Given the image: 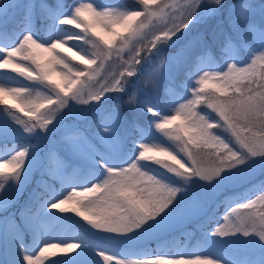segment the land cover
<instances>
[{"label":"snow or ice","instance_id":"6c2138e0","mask_svg":"<svg viewBox=\"0 0 264 264\" xmlns=\"http://www.w3.org/2000/svg\"><path fill=\"white\" fill-rule=\"evenodd\" d=\"M0 54V264H264V0H0Z\"/></svg>","mask_w":264,"mask_h":264},{"label":"rangeland","instance_id":"374dc122","mask_svg":"<svg viewBox=\"0 0 264 264\" xmlns=\"http://www.w3.org/2000/svg\"><path fill=\"white\" fill-rule=\"evenodd\" d=\"M78 2H89V0H78ZM121 2H122V0H121ZM122 3H125V2H122ZM72 30H77L78 31V29H75V28H73ZM0 55H3V54H0ZM45 58H47V55L45 56ZM0 75H3L5 77H14L16 80L20 81V83H22V84L31 83L30 81L25 80L23 77L17 76L16 73L11 72L9 70H0ZM0 107H3V106L0 105ZM18 114L19 115H23V113H18ZM153 131L155 132L154 129H153ZM155 134L158 135V136L162 135L161 133H158V132H156ZM67 215H73L74 216V214H71V213H68ZM74 218L79 219L78 217H74ZM81 223H83V221H81ZM53 242H55V241H53Z\"/></svg>","mask_w":264,"mask_h":264},{"label":"trees","instance_id":"16d2710c","mask_svg":"<svg viewBox=\"0 0 264 264\" xmlns=\"http://www.w3.org/2000/svg\"><path fill=\"white\" fill-rule=\"evenodd\" d=\"M69 2H71V0H69ZM122 2H125V3H133L134 0H122ZM69 28H72L73 29V26H67ZM47 54H44V57L46 56ZM213 227H215V225H213ZM193 244H195V241H192Z\"/></svg>","mask_w":264,"mask_h":264}]
</instances>
